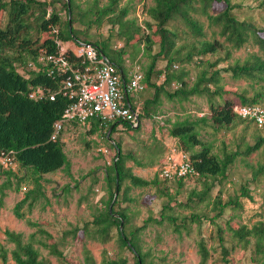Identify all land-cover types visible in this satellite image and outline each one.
<instances>
[{
	"label": "trees",
	"instance_id": "trees-1",
	"mask_svg": "<svg viewBox=\"0 0 264 264\" xmlns=\"http://www.w3.org/2000/svg\"><path fill=\"white\" fill-rule=\"evenodd\" d=\"M120 1L111 0L108 5L98 7L93 13L95 19L92 23H101L102 20L110 19L114 25L112 28L118 25L117 34L126 40V45H130L134 40L143 42L146 53L152 57L149 68L144 73V84L145 89L152 88L154 93L142 103L141 120L143 117L150 118L157 115L163 95L170 100H187L195 95L207 96L209 99V114L196 119H191L189 116L178 119L171 122L169 128L171 136L178 139V148L189 154L198 172L196 175L203 179V189L193 196L200 202L205 201L214 188L210 179L213 181L219 177H227L238 156L247 158L259 150L262 151L263 158L253 168V179L257 180L264 176V128H260L253 119L242 118L234 110L236 104L264 107V27L252 16L237 15L234 10L240 9V4H235L231 0H153L146 9L148 16L146 29L149 31L142 33L138 18H128L131 6L128 4L121 7ZM61 2L62 7L59 8ZM260 5L264 10V0H261ZM218 6H220L218 13L208 12L209 8ZM78 7L75 0H0V154L10 153L22 170V174L16 173L11 168L3 171L6 179L0 185V205L2 206L4 202L7 189L21 190L22 184L27 182L30 186L13 209L15 216L20 219L25 218L26 213L34 210L38 205L42 204L45 208L51 203L45 187L44 175L60 170L70 174L71 166L61 138L63 129L57 138L52 136L55 123L62 118L72 100L59 93L62 80L60 76L49 75L43 70L37 71L29 67V62L35 60L42 49L56 52L59 48L57 39L62 41L78 39L95 44L119 67L128 83L129 77L123 58L127 51L112 50L108 40L92 42L84 38V31L75 26V23L82 21L85 16V13L81 15L77 11ZM61 8L66 10L67 20H63L59 10ZM200 11L207 15L211 25L220 27V33L225 36V41L204 38L206 33L203 23L191 13ZM181 20L202 38L188 42L187 46L177 47V42L182 39L184 32L180 26ZM248 43L257 45L259 52H254L243 59L238 58L227 67H217L221 61L230 58L234 51ZM155 47L158 48L156 52H154ZM221 49L225 50V58L219 57L215 61L204 59V56L218 53ZM160 59L166 61L163 69H157ZM195 59L205 67L190 85L186 80L188 73L183 68L175 69V64L189 63ZM23 70L28 76L23 74ZM222 72H229L234 79L248 78L257 83L258 88L254 91V95L249 96L246 91L238 93L240 103L232 98H225V93L229 91L221 83ZM162 76H164L163 81L158 83L157 78ZM174 82L179 86L171 90ZM39 87L45 89V95L31 97V92ZM53 92H58L55 100L49 97ZM128 95L129 103L135 105L133 95L129 93ZM92 123V132L103 130L105 139L113 140L111 145L116 147L114 160L106 168L109 198L104 204L105 207L94 206L96 210L93 212V219L87 220L83 227L73 225L64 230L60 240H56L55 236L44 227L49 223L45 224L41 220L27 219L26 223L36 228L28 238L24 232L5 230L6 244H0V264H12L11 260L13 264H54L42 255L40 248L47 249L50 255L58 257L63 263L72 264L68 263L61 246L68 237L74 238L81 231L92 240L104 243L117 241L120 249L117 257L106 255L101 264H131L132 258L134 264H158L141 249L140 235L147 227L168 221L169 225L181 234L183 229L190 231L191 223L202 222L199 214L183 217L173 213L171 206L173 195L168 187L163 189L161 186L163 181L158 174L153 179H147L135 174L127 165L129 160L140 166H144L145 163L136 157L134 151H125L122 142L113 134L120 126L138 131L141 124L133 127L123 120L103 122L99 119H93ZM241 123L251 124L257 129V133L253 135L254 143L249 144L242 151L215 152L213 143L203 137V130H206L207 126L218 131L232 129ZM154 164V161H150L147 165ZM184 179L186 178H176L179 186L184 184ZM69 186L67 185L64 190L69 189ZM149 186L157 187L162 195L170 199L164 202L160 218L150 216L144 219L142 225L131 227L129 207L123 204L136 201V197L131 194L133 189ZM117 187L119 193L114 201ZM240 195L252 197L248 184L241 187ZM240 197L236 195L223 201L219 194L215 200L214 210L217 212L212 219L217 224V231L213 236V249L219 253V264H234L231 254L237 247L245 250L252 264H264V221L251 227L246 224L231 225L228 222L226 228L217 221L228 207L241 206ZM226 230L230 235L226 234ZM10 243L14 245L13 248L7 247ZM197 244L201 262L207 264L211 255L207 240L201 236ZM124 250H129L133 257L123 254ZM80 264H98V262L90 250L85 248L84 262Z\"/></svg>",
	"mask_w": 264,
	"mask_h": 264
},
{
	"label": "rangeland",
	"instance_id": "rangeland-1",
	"mask_svg": "<svg viewBox=\"0 0 264 264\" xmlns=\"http://www.w3.org/2000/svg\"><path fill=\"white\" fill-rule=\"evenodd\" d=\"M79 5L77 11L81 14L85 13L82 21L76 22L75 26L84 31L83 37L95 42L96 40H108L112 50L118 51L125 49L124 66L129 76V71L135 64L140 65L144 73H146L152 61V57L145 51L143 42L134 40L130 45H126V40L118 34V25H114L110 19L102 20L101 23H92L95 17L93 13L98 7L108 5L111 0H75ZM233 3L240 4V9H235L240 17L252 16L261 26L264 27V10L261 7V0H231ZM153 0H121L120 6H131L129 19L138 18L139 24L142 26V33L149 30L146 29V21L148 16L146 9L151 5ZM224 5V4H223ZM62 7V2L59 8ZM220 6L217 8H209L211 14L218 13ZM63 20L68 19L65 9H59ZM193 16L200 19L204 25V38L219 39L225 41V36L220 33V27L211 25L206 14L191 12ZM88 27V25H90ZM181 29L184 30L182 39L177 42V47L187 46L188 42L201 39L200 35L195 34L190 27L183 21H180ZM88 27V28H87ZM85 29H87L85 31ZM111 32L114 34L112 35ZM264 36V34H263ZM126 45V46H125ZM158 50L154 48V52ZM186 51V48L184 49ZM254 52H259V47L253 43H248L242 48L234 51L233 55L224 59L218 64V68L227 67L233 64L238 58L248 57ZM219 57H226L224 49L218 53L208 54L204 59L215 61ZM199 58V57H198ZM197 59V57H196ZM193 60L189 63H176L175 69H184L188 74L186 80L192 85L200 71L205 67L199 60ZM166 61L160 59L157 63V69L165 68ZM164 76L157 78V82L161 83ZM224 88L229 91L225 93V98H232L235 102L240 103L238 93L247 92L249 96L254 95V91L258 88V84L251 79L241 78L234 79L229 72H222V81ZM179 86L176 82L172 83L171 90ZM154 89L147 88L132 96L133 101L140 103L142 106L144 100L153 96ZM264 104V103H263ZM210 113V102L207 96L195 95L187 100L174 99L170 100L165 95L162 96V104L158 109L157 115L150 118H142L140 130H129L126 126H120L113 134L114 137L122 142L125 151H134L137 158L145 163L144 166L136 164L133 160H129L127 165L133 172L147 179H153L157 174L163 181L161 186L163 189L168 187L173 195L171 206L173 213L179 216H190L199 214L202 217L201 223H191L190 231L184 230L182 233L176 232L167 222L164 224H153L145 229L140 235V245L143 252L149 254L158 264H202L201 256L197 241L202 236L207 240L211 255L207 264H219V253L213 249V236L217 231V224L212 217L217 212L214 210V202L221 194L222 200L227 201L230 197L239 195L241 206L237 208L228 207L221 218L217 221L223 228L227 227L229 222L234 224H246L252 226L260 221H264V176L255 180L253 179V168L256 167L258 161L262 160V151H256L247 158L238 156L234 164L231 166L227 177H219L213 182L214 188L205 201L193 196L194 193L203 189V179L198 175L184 179V184L179 186L176 179H164L160 176L161 169L164 165L167 145L178 142V139L172 137L169 131L171 122L178 119L190 117L196 119L205 114ZM170 120V122H169ZM250 125V127H248ZM92 128L79 125L76 123L67 124L61 134L64 142V150L71 163L70 174L64 170L44 175L45 187L51 203L45 208L42 204L38 205L31 212H27L25 218H17L13 212L14 206L24 196L25 190L30 186L27 182L22 184L21 190L7 189L6 196L2 206L0 205V244H6L5 230L11 229L24 232L26 238L35 231L36 228L30 227L26 222L27 219L41 220L56 238L60 240L63 231L69 229L73 225L83 227L87 220L93 219V212L96 207L103 208L109 198L108 182L106 175L107 166L111 165L116 154V147L111 145L113 142L105 139V132L97 130L92 132ZM203 130V137L212 142L215 152H236L244 150L249 144L254 143V134L257 133L256 127L248 123H241L232 129L213 130L206 127ZM150 161H154V165H147ZM11 168L18 174H22L18 163L13 167H4L0 164V185L5 181L6 177L3 171ZM248 184L251 191V198L242 196L241 187ZM69 186V189L64 188ZM166 191V190H165ZM131 194L136 197V201L128 204L129 215L131 218V227L142 225L144 219L150 216L160 218L163 204L170 198L161 194L160 190L155 186L146 188H135ZM193 196V199L191 197ZM1 197V192H0ZM226 234L230 232L226 230ZM7 247L13 248V244H7ZM90 250L98 264L102 263L106 255L116 258L120 252L119 245L116 240L110 242H100L92 240L81 231L76 237H68L61 249L67 257L68 263L80 264L84 262V249ZM43 256L49 258L54 264H65L58 257L50 255L48 250L40 248ZM125 255L133 257L129 250H124ZM234 264H252L248 260L245 250L237 247L231 254ZM13 264V261H10ZM134 264V259H131Z\"/></svg>",
	"mask_w": 264,
	"mask_h": 264
},
{
	"label": "built area",
	"instance_id": "built-area-1",
	"mask_svg": "<svg viewBox=\"0 0 264 264\" xmlns=\"http://www.w3.org/2000/svg\"><path fill=\"white\" fill-rule=\"evenodd\" d=\"M56 41L59 46L56 52L42 49L37 58L29 62V67L37 71L60 76L59 93L72 100L62 118L55 123L53 138H57L66 124L71 122L88 124L93 119L103 122L123 120L133 127L142 123V106L140 103L130 104L128 95L145 89V75L140 65L132 67L126 83L119 67L106 54L104 56L95 44L78 39ZM23 74L28 76L24 70ZM57 94L50 93V99L55 100ZM43 95L45 89L42 87L30 94L35 98ZM234 110L242 118L253 119L260 128H264L263 106L236 104ZM163 162L160 176L164 179L188 178L198 174L189 154L177 145L171 147ZM0 164L13 167L17 162L10 153L2 152Z\"/></svg>",
	"mask_w": 264,
	"mask_h": 264
},
{
	"label": "crops",
	"instance_id": "crops-1",
	"mask_svg": "<svg viewBox=\"0 0 264 264\" xmlns=\"http://www.w3.org/2000/svg\"><path fill=\"white\" fill-rule=\"evenodd\" d=\"M133 99V98H132ZM135 103V102H134ZM72 123H76V124H79V125H85V126H88V127H92L93 126V123H92V121L90 122V123H88V124H80V123H77V122H71V123H68V124H72ZM67 125V124H66ZM173 145H177V142L175 141V142H173V143H171V144H169V145H167V152H166V155H165V158L167 157V155L169 154V152H170V149H171V147L173 146ZM51 174V173H50ZM47 175V174H46Z\"/></svg>",
	"mask_w": 264,
	"mask_h": 264
},
{
	"label": "water",
	"instance_id": "water-1",
	"mask_svg": "<svg viewBox=\"0 0 264 264\" xmlns=\"http://www.w3.org/2000/svg\"><path fill=\"white\" fill-rule=\"evenodd\" d=\"M102 54H103L104 56H106L105 53L102 52ZM111 130H112V129H111ZM111 130L109 131L108 136L110 135ZM112 141H113V140H112ZM118 193H119V192H118V187H117V190H116V192H115L114 201H115V199L117 198ZM114 201H113V202H114ZM111 207H112V205H111ZM121 226H122V225H121Z\"/></svg>",
	"mask_w": 264,
	"mask_h": 264
}]
</instances>
